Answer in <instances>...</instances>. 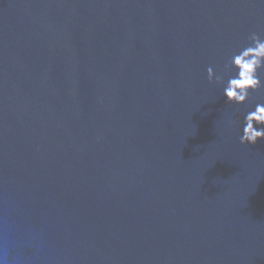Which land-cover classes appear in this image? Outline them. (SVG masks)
<instances>
[{"label": "water", "instance_id": "obj_1", "mask_svg": "<svg viewBox=\"0 0 264 264\" xmlns=\"http://www.w3.org/2000/svg\"><path fill=\"white\" fill-rule=\"evenodd\" d=\"M252 33L260 0H0V258L264 264V90L207 78Z\"/></svg>", "mask_w": 264, "mask_h": 264}, {"label": "clouds", "instance_id": "obj_2", "mask_svg": "<svg viewBox=\"0 0 264 264\" xmlns=\"http://www.w3.org/2000/svg\"><path fill=\"white\" fill-rule=\"evenodd\" d=\"M249 40L247 46L233 53L223 72L207 68L209 83L222 86L229 104H245L251 93L264 90V36L252 33ZM259 141H264V102L255 103L244 114L239 135L241 145H256ZM0 264H6V260L0 258Z\"/></svg>", "mask_w": 264, "mask_h": 264}]
</instances>
